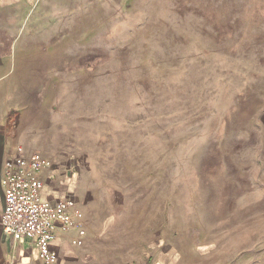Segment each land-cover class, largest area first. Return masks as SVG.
Wrapping results in <instances>:
<instances>
[{"label":"rangeland","instance_id":"obj_1","mask_svg":"<svg viewBox=\"0 0 264 264\" xmlns=\"http://www.w3.org/2000/svg\"><path fill=\"white\" fill-rule=\"evenodd\" d=\"M23 8L13 130L98 257L264 264V0Z\"/></svg>","mask_w":264,"mask_h":264},{"label":"built area","instance_id":"obj_2","mask_svg":"<svg viewBox=\"0 0 264 264\" xmlns=\"http://www.w3.org/2000/svg\"><path fill=\"white\" fill-rule=\"evenodd\" d=\"M4 163L1 181L3 210L0 217L2 233L15 242H27L41 264H56L57 254L52 241L57 228L75 231L70 239L73 247L85 241V217L71 196L54 200L44 199L45 171L52 162L40 153L21 154ZM54 189V188H52Z\"/></svg>","mask_w":264,"mask_h":264},{"label":"crops","instance_id":"obj_3","mask_svg":"<svg viewBox=\"0 0 264 264\" xmlns=\"http://www.w3.org/2000/svg\"><path fill=\"white\" fill-rule=\"evenodd\" d=\"M25 7V0H0V217L3 210V189L1 185L4 163L19 155L18 149L21 148V154L27 155L30 152L24 150L20 145V140L15 134L12 125V110L10 104L11 79L17 73L15 68V56L12 57V47L16 42L14 35V26L12 17L14 14H20L22 17ZM25 11V9H24ZM19 31L21 32V27ZM17 59V58H16ZM57 189H43L42 196L47 200L61 198ZM75 236L74 230L68 232L57 228L52 241V246L57 254L56 264H113L108 259L99 258L96 251L90 247L87 240L93 239L92 235H85L84 245L82 247H73L70 245V239ZM0 264H41L36 257V253L27 242H15L10 237L5 236L0 228Z\"/></svg>","mask_w":264,"mask_h":264}]
</instances>
